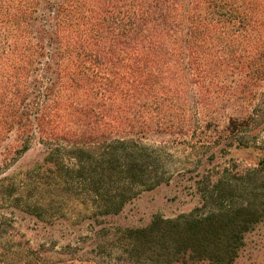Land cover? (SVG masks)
Returning a JSON list of instances; mask_svg holds the SVG:
<instances>
[{
    "label": "trees",
    "instance_id": "16d2710c",
    "mask_svg": "<svg viewBox=\"0 0 264 264\" xmlns=\"http://www.w3.org/2000/svg\"><path fill=\"white\" fill-rule=\"evenodd\" d=\"M263 81L264 0H0V123L15 130V154L35 143L45 152L0 182V206L38 219L74 202L78 215L119 214L169 181V149L144 135L172 125L168 108L186 90ZM262 119L253 111L229 125L244 140ZM249 190L239 203L220 190L225 204L201 215L128 228L124 251L135 264H236L264 220V179ZM16 244L0 234V264L39 261Z\"/></svg>",
    "mask_w": 264,
    "mask_h": 264
},
{
    "label": "rangeland",
    "instance_id": "374dc122",
    "mask_svg": "<svg viewBox=\"0 0 264 264\" xmlns=\"http://www.w3.org/2000/svg\"><path fill=\"white\" fill-rule=\"evenodd\" d=\"M182 2L185 4L187 0ZM5 94L0 90L2 109ZM175 105L180 109L168 108L173 115L172 125L159 131L154 127L144 135L148 144L169 149L162 162L165 170H169L166 175L169 181L141 192L116 215H78L71 211L73 206L80 211L83 207L74 202L69 203L65 214L38 219L2 205L0 234L20 244L18 249L27 252L30 247L34 249L39 261L31 264H135L124 251L126 229L147 226L156 217L174 219L209 212L225 204L226 199L219 197L222 189L232 195L230 201L239 203L242 196H247L249 188L261 186L264 179V81L255 90H186ZM253 111L263 112V119L254 134L250 131L252 134L241 140L240 132L229 125L231 119H246ZM15 135L9 123H0V182L10 181L42 164L45 152L37 143L25 154H15ZM258 167L261 172L256 174L253 169ZM245 240L246 246L236 264H264V220ZM16 263L28 264L23 255L16 258Z\"/></svg>",
    "mask_w": 264,
    "mask_h": 264
}]
</instances>
